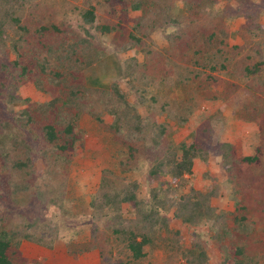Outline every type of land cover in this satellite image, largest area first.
Wrapping results in <instances>:
<instances>
[{"label":"trees","instance_id":"16d2710c","mask_svg":"<svg viewBox=\"0 0 264 264\" xmlns=\"http://www.w3.org/2000/svg\"><path fill=\"white\" fill-rule=\"evenodd\" d=\"M84 1L85 9L76 7L83 27L99 33L117 29L114 24L98 22V11L114 8V0ZM120 1L128 2L117 0ZM240 1L244 6L252 3L251 0ZM178 3L182 4L183 13H176ZM213 6L214 0L132 1L131 9L135 13L142 12L133 29L135 34L121 32L115 39L121 42V53L132 51L133 55L123 62L118 60L119 73L114 71L109 78L119 76L133 86L141 85L144 95L138 104V101H130L124 90H119L118 83L108 84V81L99 89L86 86L85 72L101 60L104 52L94 48L87 38L77 35L65 41L56 39L64 35L60 34L55 20L59 12L57 2L54 5V0H0V45H6L3 38L8 39L13 32L25 37L24 40L54 35L56 76H61L60 69L71 71L66 80L58 82L59 94L54 95L53 100L31 105L32 109L24 110L18 118L0 102V193L9 194L10 205L15 202L26 206L30 212L33 209V215L29 214L22 226L15 224L11 216H0V264H28L21 256L22 248L28 244L55 248L60 237V217L71 214L63 196L72 158L70 153L76 150V140L81 138L75 118L84 114L112 133L127 150L130 160L137 159L138 153L142 157L147 154L152 163L149 176L161 182L151 186L150 198L140 199L139 182L128 183L104 171L100 192L92 203L89 243L83 249H71L73 256L97 251L100 264H118L114 261L113 245H109L108 238L113 236L116 244L128 253V262L121 264H140L146 256V247L164 252L165 260L159 264H174V259L180 255L188 264H209L200 235L195 232V240L188 247L172 226L176 220L193 227L203 222H211L213 229L219 225V214L214 216L215 209L210 203L217 190L185 194L180 184L187 182L186 175H192L197 159L207 160V152L198 141L175 145L169 139L172 130L167 120L178 118L183 125L188 118L186 112L193 110V105L201 98L209 99L207 94L212 93L213 88L216 93L224 89L230 94L243 88L264 98V25L258 21L259 12L252 9L243 15L246 22L239 33L245 39L246 50H232L228 44L230 32L226 19L241 16L229 15L228 8L215 11ZM167 17L171 22L168 20L166 24ZM172 25L180 26V30L170 32ZM119 27L122 30V26ZM158 29L162 30L169 48L156 50L154 44L149 43ZM140 53L142 59L137 58ZM25 71L24 67L22 75ZM91 81L99 84V80ZM51 82L39 86L43 88ZM46 90L51 91L50 87ZM216 93L211 94L213 99H226L224 92L223 95ZM9 98L11 102L19 100L13 93H9ZM141 105H147V116L141 113ZM182 112L186 114L183 116ZM107 114L113 118L111 125L103 120ZM178 114L181 115L178 117ZM160 118L164 119L162 123ZM249 119L258 123L264 140V114H249ZM144 149L147 151L142 152ZM219 150L230 182L235 186L233 198L237 205L232 215L234 224L230 226L225 220L216 235L223 243L231 239L229 246L234 254L227 252L224 262L261 264L264 175L257 174L256 169L261 166L264 147L260 146L256 155L246 157L239 154L233 144L223 143ZM39 159L46 162L43 170H37L34 165ZM127 163L130 164L128 160ZM162 175L171 176L178 187L174 189L172 182L161 180ZM76 226H69L72 238L81 231Z\"/></svg>","mask_w":264,"mask_h":264},{"label":"rangeland","instance_id":"374dc122","mask_svg":"<svg viewBox=\"0 0 264 264\" xmlns=\"http://www.w3.org/2000/svg\"><path fill=\"white\" fill-rule=\"evenodd\" d=\"M114 1V8L98 11V22L100 24H114L113 26L117 28L111 33H99L87 26H84L85 28L82 26L83 22L78 17L76 7L85 9L84 0H54V5L57 2L59 8V12L55 14V20L60 26V34H64L61 39L56 38L54 35L50 38L41 35L35 39L28 37L24 40L25 37L21 38L19 33L16 32L11 33L8 39L3 38L6 45H0V102L4 107L13 110L14 117L18 118L24 110L32 109L31 105L33 104L50 102L55 98L54 95L59 94L58 82L62 83L63 80H66L71 71L60 69L61 76H56L55 41L56 39L59 41L70 40L75 35L80 36V38H87L93 43L94 48L104 52L101 60L85 72L87 76L86 86L99 89L100 85H105L108 81V84L118 83L119 90H124L130 101H138V104H141L140 100L144 95L141 85L133 86L132 83L127 82L126 78L121 77L120 79L119 76L109 78L114 71V73H119L118 60L123 62L133 55L132 51L120 52L121 42L116 41V34L121 32L135 34L133 31L134 26L137 19L139 20L142 16V12L135 13L131 9L133 0L126 1L127 4L122 1L120 3L117 0ZM251 2V4L244 6L240 0H214L213 8H215V11L228 8L229 15L235 16L238 14L241 16L236 19H226L227 28L230 32L228 44L232 50H235V48H237L236 50H246L244 49L246 46L245 39L239 33L246 22L243 15L252 9H256L260 16H258V21L264 25V0H251ZM182 8V4L178 3L177 8H175L176 13H183ZM168 20H170L169 17L164 22L167 24ZM119 26H122V30ZM171 27L173 28L171 31L169 29L170 32L180 30V26L172 25ZM161 33H163L162 30L158 29L149 42L154 44L156 50L167 49L170 45L167 44L164 35ZM115 53L118 54L117 58L113 56L114 58L111 59L110 55ZM142 57V53L137 56L138 59H142ZM24 67L26 71L22 75ZM94 79L99 80L98 85L97 83L93 84L91 80ZM224 80L234 81L231 78H225ZM47 82L51 83L46 84L47 86L43 88L39 86L41 83ZM46 87H50L51 91L46 90ZM211 91L212 93L207 94L210 96L209 99H199L200 101L193 105V110L186 112L188 118L183 121V125L179 124L178 118H168L167 121L170 130H172L169 139L175 145L182 141L188 143L198 141L201 147L206 150L207 160L197 159L192 175H186L187 182L180 184L183 185V193L185 194H189L191 191L206 193L213 189L217 190L216 196L212 198L210 203L211 207L215 209L214 216L219 214L220 222L216 229L212 228L211 222H203L199 226L193 227L181 220H176L172 223V226L175 232H180V236L185 240L188 247L192 246V241L195 240V232L200 235L206 248L205 254L209 264H232V262H224L227 252L234 254V250L229 246V240L231 239L223 243L216 237L218 229L225 220L230 226L234 224L232 215L235 213L237 206L236 199L233 198L235 186L234 183L230 182V175L223 165L219 148L223 143L233 144L239 154L246 157L256 155L257 149L260 146L264 147V140L258 123L249 119V114H264V98L256 96L255 93L243 88L236 94L227 93L224 89L219 90L218 93H216L215 88ZM9 93H13L19 100H12L11 102ZM214 93L224 94L226 99L222 97L213 99L211 94L214 95ZM189 104L192 107V102ZM140 111L144 116H147V105H141ZM186 113L182 112V115ZM180 115L178 114V117ZM174 116L176 117L177 113ZM103 120L108 125L113 122L112 116L108 114L104 116ZM163 120V118H160L161 123ZM75 122L77 132L81 135V138L76 140V150L70 153L72 158L63 196L65 206L70 209L71 214L60 217V237L57 239L54 249L50 250L33 244H28L22 248L21 256L26 259L28 264L99 263L97 251L84 255L79 253L78 257H74V253L71 251L78 250V248L83 249L89 243L94 211L92 203L94 196L100 192L104 171L112 172L113 177L120 178V180L128 183L139 182L140 199L150 198L149 190L151 186L161 182L157 179L152 180L149 176L152 163L146 157L147 154L142 157L138 153L137 159L130 160L127 150L115 140L113 134L101 128L90 115L84 114L76 117ZM17 130H20L19 126H17ZM146 151L144 149L142 152ZM148 154L150 156V153ZM127 160L130 164H126ZM124 161L125 163H123ZM34 165L37 170H43L47 166L42 159L35 160ZM256 173L264 175V155L261 166L256 169ZM160 179L172 182L174 189L178 187L171 176L162 175ZM9 199L11 197L7 192L0 193V216H11L15 224L22 226L26 223L27 218L31 216L29 214L33 215V209L30 212L26 206H18L15 202L10 205ZM68 224L69 226L77 225V228H81V231H77L78 234L73 238L69 226L67 227ZM77 228L76 230H78ZM30 232H33V230ZM108 239L109 245H113L114 261L118 264L128 262V253L124 247L116 244L113 236ZM145 253L146 256L139 261L140 264H159L165 260L164 252L161 250L146 247ZM173 263L188 264V261L180 255L174 259ZM260 263L264 264V253L260 254Z\"/></svg>","mask_w":264,"mask_h":264},{"label":"crops","instance_id":"0c3cea01","mask_svg":"<svg viewBox=\"0 0 264 264\" xmlns=\"http://www.w3.org/2000/svg\"><path fill=\"white\" fill-rule=\"evenodd\" d=\"M25 247V246H24ZM99 256V255H98ZM99 258V263L98 264H100V257H98Z\"/></svg>","mask_w":264,"mask_h":264}]
</instances>
